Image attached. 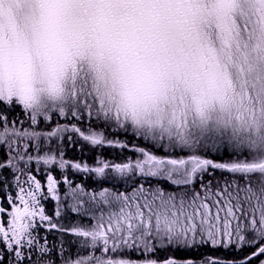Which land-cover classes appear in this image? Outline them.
Listing matches in <instances>:
<instances>
[{"label": "snow or ice", "instance_id": "1", "mask_svg": "<svg viewBox=\"0 0 264 264\" xmlns=\"http://www.w3.org/2000/svg\"><path fill=\"white\" fill-rule=\"evenodd\" d=\"M0 198V264H264V0H0Z\"/></svg>", "mask_w": 264, "mask_h": 264}, {"label": "trees", "instance_id": "2", "mask_svg": "<svg viewBox=\"0 0 264 264\" xmlns=\"http://www.w3.org/2000/svg\"><path fill=\"white\" fill-rule=\"evenodd\" d=\"M17 111H19V110H17ZM129 137H132V136L129 135ZM133 138H134V137H133ZM123 140L129 142V149H131V146H132L133 144H136V145H138V146H145V142L142 141V140H140V139H137V138H134V140H128V139H123ZM77 145H80V144H77ZM80 146H81V145H80ZM85 146H87V145H85ZM85 146L83 147V150H84ZM80 148H81V147H80ZM87 148H88V150L92 153V155L95 154V153H97V152L99 151V149H92V148H90L89 146H87ZM103 149H104V148H103ZM110 149H112V148H110ZM100 150H102V149H100ZM113 151H115V152L113 153V155L116 154V155H118V156H117V157H113L114 159H113V160H110V161H113V162H116V163H119V160H120V159L124 161V160H126L127 158H129V157L135 159V158L137 157V155H138V154L134 153V152L132 151V149H131V150H128V149L113 148ZM102 154L104 155L105 153H102ZM84 157H86V155L82 153L81 149L77 150V149H76V145H75V146H72V145H69V146H68V148H67V150H66V153H65V158H67V159H75V160H79V159L84 158ZM108 160H109V159H108ZM29 167L32 168V169L34 170V172H35V169H36L37 166L35 165V162H33L31 165H29ZM39 169H44L43 164H41V165L39 166ZM44 170H45V169H44ZM56 170H58L59 172H58V173H55V174H56V176H57L58 178H60V170H59L58 168H56L54 171H56ZM54 171H53V173H54ZM69 171H70L71 173H74V172H73L74 170H69ZM35 175H37V174H35ZM91 175H92V174H91ZM23 178H24V177L22 176V177H21V180H22ZM37 178H38V177H37ZM70 179L74 180V183H75L76 181L81 182V184L86 185L88 188H92V187H94L95 184H97V181H96L95 179H92V178L84 179V173H83V172H79V175H78V176H74V174H70ZM90 183H92V184H90ZM24 186H25V185H24ZM64 186H65V185H61V188L64 187ZM9 191L13 192V194H14V192H15L16 190L13 188V189H9ZM2 203H3V198H0V204H2ZM43 204H44V206H45V210H46L47 214L50 215V211L52 210V208H51V204H50L49 202H44ZM67 204H68V203L66 202V204H65L64 207L61 206L62 216H61L60 218H58L57 220H54V222H59V223H63V224H67L68 222H70V220H71L70 217L68 216V217L66 218V217L64 216L65 213H68V209H69V208H68V205H67ZM48 211H49V212H48ZM64 217H65V219H64ZM72 217H73V216H72ZM58 234H59V232H57V231H55V230L49 231V230L47 229V227H45V226H43V225L40 227V230H39V235H40L41 237L46 236V237L48 238V240H49L50 243H56V244H58V243L55 241L56 236H57ZM64 236H67V238L69 237L70 239H72V240H73V243H74V241L76 242V243H75V246H74V245L72 244V242H71V244H70V247H72L71 250H68V249H67V244L64 243V247H65L67 253H68L69 255H74V254L77 252L78 248L80 247V241H79L78 237H74V235H72L71 233L64 234ZM67 242H68V240H67ZM78 244H79V245H78ZM58 245H59V244H58ZM214 254L217 255V256H220L221 258H225V257H231V256L233 255V252L230 251V250H227V249H220L219 251L215 252Z\"/></svg>", "mask_w": 264, "mask_h": 264}, {"label": "rangeland", "instance_id": "3", "mask_svg": "<svg viewBox=\"0 0 264 264\" xmlns=\"http://www.w3.org/2000/svg\"><path fill=\"white\" fill-rule=\"evenodd\" d=\"M129 135H131V133H129V134H127V135H125V134H120V139H121V140H123V139L134 140L133 136L131 135L132 137H129ZM80 147H81L80 145H77V144H76V149H77V150L81 149ZM128 150H131V149L128 148ZM114 152H115V151H113V148L110 149V148H107V147H106V148H104V149H102V150L99 149V151H98L97 153H95V154L92 155V153L88 150L87 146H85V148H84V150L82 151V153L85 154L86 157H84V158H82V159H84L85 161H87L89 164H93V158H94L96 155H98V154H100V153H105V154L103 155L104 158L109 159V160H113V159H114L113 157H117V156H118V155H116V154L113 155ZM124 161H125V160H124ZM124 161L120 159V160H119V163H120V162H124ZM93 166H94V164H93ZM44 172H45L44 169H40L38 172H37V171L34 172V174H37L38 179H41V180H42V183L44 182ZM58 172H59L58 170L54 171L53 175H56L55 173H58ZM73 172H74V176H78V175H79V172H75V171H73ZM89 178L95 179V180L97 181V178L94 176V174L90 175V174H86V173H84V179H89ZM23 179H24V178H23ZM23 179H22V180H23ZM73 181H74V180H73ZM75 183L81 184V182H78V181H76ZM90 184H92V183H90ZM110 185H111V184L109 183V186H110ZM103 186H104V185H103ZM105 186H107V185H105ZM99 187H100V185L97 183V184L94 185V187H92V188H88V190H91V189H93V188H96V189L98 190ZM107 187H108V186H107ZM110 187H111V186H110ZM25 188H27V185H25ZM66 190H67V186H66V185H65L64 187L61 188L60 195H61L62 200H61L60 202L54 200L50 195H47V193H45L46 198L41 200V204H42V206L44 207V209H45V206H44V204H43L44 202H49V203L51 204V208H52V210L50 211V216H53V217H54V220H57V219H58V218H55V210H56V208H57L58 203L60 204V207H61V206L64 207L65 204H66V202L68 203L67 205H69V204L72 203L71 200H69V199H67V198L64 197V192H65ZM120 190H123V187H121ZM48 212H49V211H48ZM45 214H47L46 210H45ZM47 215H48V214H47ZM64 216H65L66 218L69 216L70 219H71V220H70L71 222L81 221V222L84 223V224L94 223V221H92L90 217H82L81 214L73 213V212L70 211V209H68V213H65ZM72 216H73V217H72ZM65 217H64V219H65ZM37 220H38V218H37ZM57 223H59V222H57ZM68 223H69V222H68ZM68 223H67V224H68ZM67 224H65V225H67ZM41 226H42V225H41ZM39 230H40V228H39ZM72 235H73V234H72ZM74 237H76V236L74 235ZM78 239H79V241H80V238H78ZM67 240H68V242H67ZM55 241H56L58 244H60L61 241H63V243H66V244H67V249H68V250H71V249H72V247H70L71 242H72V244H73L74 246H75V243H76L75 241H74V243H73V240H72V239H70L69 237L67 238V236L61 235L60 233L56 236ZM58 244H57V245H58ZM78 245H79V244H78ZM81 254H84V253H81Z\"/></svg>", "mask_w": 264, "mask_h": 264}]
</instances>
